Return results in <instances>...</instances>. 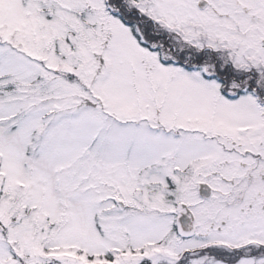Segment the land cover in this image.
<instances>
[{"label": "snow or ice", "instance_id": "obj_1", "mask_svg": "<svg viewBox=\"0 0 264 264\" xmlns=\"http://www.w3.org/2000/svg\"><path fill=\"white\" fill-rule=\"evenodd\" d=\"M0 264H264V0H0Z\"/></svg>", "mask_w": 264, "mask_h": 264}]
</instances>
